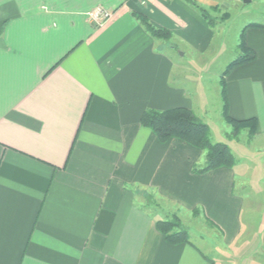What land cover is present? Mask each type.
Segmentation results:
<instances>
[{"label":"crops","instance_id":"0c3cea01","mask_svg":"<svg viewBox=\"0 0 264 264\" xmlns=\"http://www.w3.org/2000/svg\"><path fill=\"white\" fill-rule=\"evenodd\" d=\"M99 7L114 15L96 27ZM214 29L187 0H0V264H264L261 243L240 255L257 232L237 166L199 173L205 152L141 123L174 108L225 121L221 85L217 102L177 63L210 53ZM245 43L256 58L226 76L229 116L256 118L264 137V29ZM184 214L207 221L187 227ZM173 215L190 243L157 229Z\"/></svg>","mask_w":264,"mask_h":264},{"label":"rangeland","instance_id":"374dc122","mask_svg":"<svg viewBox=\"0 0 264 264\" xmlns=\"http://www.w3.org/2000/svg\"><path fill=\"white\" fill-rule=\"evenodd\" d=\"M216 2L215 5L205 8L210 19L213 20V27L215 28L211 52L198 57L195 61H192L193 56L188 55L189 53L182 60L177 58L178 65L184 68L182 73L190 74V70L187 69L189 66L192 67V74L189 75L190 80H193L191 85L194 86V82L204 80L212 91L210 95L212 99L219 98V84L221 85L222 74L226 67L241 55L242 51L239 45L243 31L253 24L264 26V0H251L248 4H245L243 0H217ZM218 100L216 99L217 102ZM215 105L213 104V106ZM214 115L208 123L211 130V140L214 143L224 142L228 145H230L229 142L234 143V154L238 160L236 169L241 172L242 194L246 197L243 220L254 226L257 232L252 237L253 244L245 250L243 249V254H240L245 260L257 253L260 243L264 248V137L256 138L255 135L251 138L248 135V129L243 130L240 135H235L233 127L226 120L224 121L218 115L214 117ZM145 204L153 211L158 210L156 202L150 198V195H146ZM171 217L168 216L164 220H169ZM202 219L184 214L183 224L187 227L198 228L207 221L203 217ZM183 224L182 227L184 228ZM193 238L195 242H200L197 235ZM240 257L242 256L235 258ZM235 258L234 262L237 264ZM260 258L264 259V249L259 251V255H257V259Z\"/></svg>","mask_w":264,"mask_h":264},{"label":"trees","instance_id":"16d2710c","mask_svg":"<svg viewBox=\"0 0 264 264\" xmlns=\"http://www.w3.org/2000/svg\"><path fill=\"white\" fill-rule=\"evenodd\" d=\"M187 1L199 10L211 27L214 26L213 20L210 19L205 8L198 6L192 0ZM136 16L154 38L165 41L172 39V33L169 30L156 28L143 14H136ZM250 27L264 29L263 25L253 24L248 26L241 34V43L239 47L242 52L241 55L228 64L222 74L221 96L223 101V116L226 122L233 127L235 135H240L243 130L248 129L249 137L253 138L258 130L257 119L236 120L231 118L228 111L229 103L226 92V76L235 67L249 63L256 58V53L245 43V31ZM141 123L145 127L150 128L162 143H166L172 139H178L205 152V165L198 170L195 169L199 173H206L218 168H233L237 165L238 160L231 147L227 143L212 142L209 125L199 119L190 109L174 108L166 111L149 110L142 115ZM156 226L169 243L175 245L190 243L189 232L182 227V222L177 215H173L169 220L158 221ZM208 261L209 264H214L213 261Z\"/></svg>","mask_w":264,"mask_h":264},{"label":"built area","instance_id":"2783aa9c","mask_svg":"<svg viewBox=\"0 0 264 264\" xmlns=\"http://www.w3.org/2000/svg\"><path fill=\"white\" fill-rule=\"evenodd\" d=\"M113 15L112 11L99 7L88 14V19L91 24L100 27L105 22L111 20Z\"/></svg>","mask_w":264,"mask_h":264},{"label":"water","instance_id":"95a60500","mask_svg":"<svg viewBox=\"0 0 264 264\" xmlns=\"http://www.w3.org/2000/svg\"><path fill=\"white\" fill-rule=\"evenodd\" d=\"M243 2H244L245 4H248V3L251 2V0H243Z\"/></svg>","mask_w":264,"mask_h":264}]
</instances>
